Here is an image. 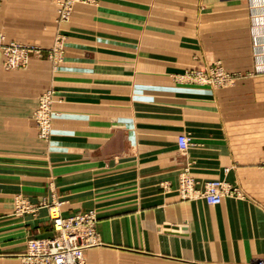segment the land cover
Instances as JSON below:
<instances>
[{
    "label": "crops",
    "instance_id": "1",
    "mask_svg": "<svg viewBox=\"0 0 264 264\" xmlns=\"http://www.w3.org/2000/svg\"><path fill=\"white\" fill-rule=\"evenodd\" d=\"M57 0H2L0 30L48 46ZM57 68L46 56L0 63V264H21L31 237L56 233L47 205L17 214L22 194L63 215L94 208L101 243L86 264H255L264 257V71L253 53L264 0H99L77 3ZM220 60L226 84L175 74ZM56 89L53 130L33 112ZM187 133L185 151L178 135ZM198 186L239 187L212 204Z\"/></svg>",
    "mask_w": 264,
    "mask_h": 264
},
{
    "label": "built area",
    "instance_id": "2",
    "mask_svg": "<svg viewBox=\"0 0 264 264\" xmlns=\"http://www.w3.org/2000/svg\"><path fill=\"white\" fill-rule=\"evenodd\" d=\"M72 0H63L59 12L66 15L72 10ZM257 71H264V32L257 34L253 45ZM39 52L34 46L24 43L0 41V63L6 67L24 65L28 60V52ZM193 80L211 85H222L232 79L234 73L224 70L219 64L212 69L197 71ZM192 78V75L190 76ZM49 96H42L36 110V120L41 137L48 138L51 134V113L48 102ZM190 144L187 133L178 135V145L185 151ZM235 188L219 178L207 180L203 186H198L195 178L185 167L179 175V191L185 198L204 197L209 203L222 201L226 193H233ZM15 204L21 211L35 212V206L29 198L22 194L15 197ZM49 215L56 226V233L49 236L33 237L28 240L27 249L21 255L22 264H85V249L99 244L97 232L98 215L96 210L89 208L70 215L61 213L59 203L49 207ZM255 264H264V257L256 260Z\"/></svg>",
    "mask_w": 264,
    "mask_h": 264
},
{
    "label": "rangeland",
    "instance_id": "3",
    "mask_svg": "<svg viewBox=\"0 0 264 264\" xmlns=\"http://www.w3.org/2000/svg\"><path fill=\"white\" fill-rule=\"evenodd\" d=\"M1 1L2 0H0V3H1ZM62 1L63 0H57V10H56V16H55V23H56L57 29H56L55 35L52 38L51 44L48 45V46H44V45H42L40 43L25 42V41H19V40L13 39V38L8 37V35L4 31L0 30V41L1 42H3V41L4 42H9V43L10 42H15V43L19 42V43L27 44L29 47L34 46L35 48L39 49V52H36V51H29L28 52V54H27L28 60H27V62L24 65L14 66V67H11V68L26 66L28 64L29 57L32 56V55L39 56V57H42V56L48 57L52 61V66L54 68H57L59 63L63 59L64 51H65V41L67 39V34L62 29V23H64L65 21H67V20H69L71 18L72 14H73V11H74V7H75V5L77 3H80V2H83V3H97L99 0H72L71 1V2H73L72 3V10H71V12H69L66 15H62L59 12V7H60ZM253 53H254V50H253ZM216 64H219L224 70L229 72V70L226 69V67L224 66L222 61L216 60V61H213V62H199L196 65H192L190 67H187L183 71H180V72L176 73L175 74V78L177 80H180V81L182 80V81L200 83L197 80H193L194 79L193 75H195L196 72L200 71L201 69H212L213 66L216 65ZM191 75H192V78H190ZM207 84H209V83H207ZM224 84H226V83H224ZM213 86H219V85H213ZM47 95L49 96V99H48L49 103L48 104L50 106V113H51V134H50V137L52 135V130H53L54 101H55V96H56V89L53 86H48V87L45 88V90L42 93H40L39 98H38V104H37V106H36V108H35V110L33 112V117H34L35 122H36L38 135L40 137H41V135L39 134V125H38V122L36 120V110L39 107L40 99L42 98V96H47ZM50 137H48V138L42 137V138H44L46 140H49ZM233 188H235V190H234L233 193H230V194H234V195H237V196L244 195L243 190L240 189L239 187L235 186ZM31 202L35 206H38V207L43 206V205H47L48 209H49V207L52 204L56 203V202L48 203L47 201H39V202L31 201ZM15 203L16 202L14 201V212L15 213L24 214L26 212H30V211H26V210L25 211H21L20 209H18L16 207ZM97 232L99 234L98 229H97ZM31 238H33V237H31ZM99 238H100V235H99ZM100 242H101V239H100ZM95 245H98V244H95ZM21 259H22V257H21ZM84 259H85V255H84ZM21 264H22V262H21ZM85 264H86V261H85Z\"/></svg>",
    "mask_w": 264,
    "mask_h": 264
}]
</instances>
